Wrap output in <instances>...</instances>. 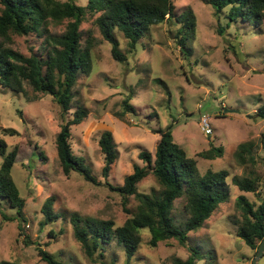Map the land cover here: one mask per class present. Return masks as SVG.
<instances>
[{"label":"rangeland","instance_id":"obj_1","mask_svg":"<svg viewBox=\"0 0 264 264\" xmlns=\"http://www.w3.org/2000/svg\"><path fill=\"white\" fill-rule=\"evenodd\" d=\"M67 1V0H60ZM88 0H75L85 5ZM176 14L192 11L196 31L187 41V50L181 51L175 20L153 26L141 39L136 51L130 52L124 35L116 31L125 62L112 55V45L104 39L95 19L89 14L81 24L83 43L91 30L94 47V72L89 76L79 73L74 87V100L67 119L73 117L77 106L88 110L87 118L72 126L71 145L74 153L85 158L98 183L85 180L77 171L69 176L63 172L58 156L56 136L60 131L61 107L54 97L35 93L26 84L29 96L18 94L0 84V140L8 150L18 147L13 177L26 198V221L4 220L2 213L16 215L6 198L0 197V262L20 264H47L39 248L49 252L64 264H179L191 256L188 247L176 239L149 244L150 235L143 232V241L133 259L128 262L124 248L116 240L105 245L94 257H89L77 240L72 216L112 220L123 225L136 211L138 201L130 196L126 206L113 186L123 185L134 166H146L140 158L142 151L155 153L160 140L159 129L173 123L174 141L198 161L202 173L208 169L228 170L229 201L220 204L198 231L189 233V245L204 257L197 264H252L257 249H252L237 231L242 211L237 198L244 194L259 204L264 198V119L255 116L264 104V21L259 28L239 21L228 23L227 13L215 14L207 0H173ZM0 4V10H1ZM68 20L50 23L54 35L65 32ZM44 36L31 34L15 36L12 47L25 54L44 53ZM132 95L134 113L121 118L123 101ZM157 114V116H156ZM206 115L210 129H204L202 116ZM14 129L10 135L6 130ZM104 130L112 131L118 158L108 177L103 176L104 155L99 139ZM251 143L263 179L256 192L241 191L233 184L234 176L247 174L235 153L241 143ZM222 146L224 154L216 159H205L199 153ZM2 156L0 155V164ZM140 192L152 194L162 189L156 177L148 170L138 184ZM52 199L55 221L43 224V207ZM177 201L176 223L188 218ZM20 226V227H19ZM54 235H50V231ZM260 244V243H259ZM259 264H264V255Z\"/></svg>","mask_w":264,"mask_h":264},{"label":"trees","instance_id":"obj_2","mask_svg":"<svg viewBox=\"0 0 264 264\" xmlns=\"http://www.w3.org/2000/svg\"><path fill=\"white\" fill-rule=\"evenodd\" d=\"M219 15L227 13L228 23L239 21L249 23L259 28L264 21V0H207ZM0 84L12 91L28 97L26 84L31 86L38 99L39 94L54 97L61 107L62 123L56 136L58 156L66 175L79 172L85 180L97 184L96 177L85 158L74 153L71 145L72 126L82 123L88 114L83 105H78L71 119L66 115L70 112L74 100V87L79 73L91 75L95 69L92 54L94 41L89 30L83 43L81 24L89 14H98L95 23L105 40L112 45V55L119 62H125L127 56L121 51V44L115 35L121 32L127 40L130 52H134L142 38L153 26L175 20L181 26L178 30L181 51L187 50V41L196 31V18L192 11L176 14L173 0H88L85 5H79L75 0H0ZM68 20L65 32L61 35L52 34L50 23H61ZM37 34L44 36L45 52H33L25 55L12 47L15 36ZM132 95L123 101V111L117 113L124 118L128 113H134L135 107L130 102ZM157 116V114H156ZM255 116L264 119V104ZM159 129L161 137L155 153L142 151L140 158L146 162L145 167L134 166L133 173L125 177L123 185L109 187L120 193L123 203L135 196L138 201L136 211H126L131 215L123 225L116 226L112 220H97L93 217L72 216V224L77 240L82 244L86 254L94 257L105 245L116 240L124 248L128 262L135 256L143 241V232L150 235L149 244L158 246L159 242L176 239L182 246L188 247L191 256L179 264H197L204 257L201 252L189 245V233L202 228L220 204L229 201L230 190L227 180L228 170L208 169L201 172L198 161L174 141L173 126ZM10 135L17 134L14 129L6 130ZM99 145L104 155L103 176L108 177L112 165L118 158V150L114 135L110 130H104L99 139ZM264 145V137H263ZM18 147L8 150L5 141L0 140V197L6 198L16 209L15 216L2 213L4 220L26 221L24 208L26 198L22 196L14 177L13 168L18 157ZM224 148L212 145L202 151L199 156L205 159L222 157ZM237 162L249 169L244 176L236 175L232 182L241 191L256 192L263 181L256 167L258 160L251 143H241L235 153ZM150 172L156 177L162 189L159 193H144L138 189V184ZM188 215L184 221L176 223L174 214L177 212V201ZM52 199H48L43 207L45 221L48 224L56 220L52 211ZM237 206L242 211V221L237 235L252 249H257L264 239V198L259 204L251 202L244 194L237 198ZM20 227V226H19ZM54 235V231H50ZM42 260L47 264H64L56 260L49 252L39 248ZM0 264H20L3 260Z\"/></svg>","mask_w":264,"mask_h":264},{"label":"water","instance_id":"obj_3","mask_svg":"<svg viewBox=\"0 0 264 264\" xmlns=\"http://www.w3.org/2000/svg\"><path fill=\"white\" fill-rule=\"evenodd\" d=\"M263 255H264V239L260 242L258 246L257 253H256L255 258L253 259L252 264H259Z\"/></svg>","mask_w":264,"mask_h":264},{"label":"built area","instance_id":"obj_4","mask_svg":"<svg viewBox=\"0 0 264 264\" xmlns=\"http://www.w3.org/2000/svg\"><path fill=\"white\" fill-rule=\"evenodd\" d=\"M208 118L209 117H207L206 115H204V116H202V122H203V125H204V129H206V131L207 130H211L210 129V124H209V122H208Z\"/></svg>","mask_w":264,"mask_h":264}]
</instances>
